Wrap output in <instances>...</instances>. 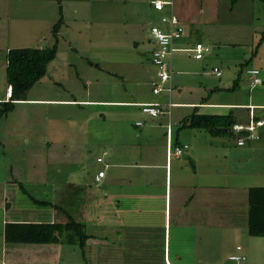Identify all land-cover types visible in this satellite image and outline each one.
I'll return each mask as SVG.
<instances>
[{
  "label": "crops",
  "instance_id": "obj_1",
  "mask_svg": "<svg viewBox=\"0 0 264 264\" xmlns=\"http://www.w3.org/2000/svg\"><path fill=\"white\" fill-rule=\"evenodd\" d=\"M143 1H128L136 9L134 13L138 22L146 19V16L140 12L139 5L147 2L148 7L152 8L149 0ZM166 1H170V4L166 6L169 7L168 14H166L168 16H162L161 18L174 16L183 26L184 35L181 40L174 43V46L181 51L174 52L165 64L169 72V79L163 85L161 92L158 94L153 93V87L158 80L156 76L157 68L151 60L154 44L151 37L149 39L141 37L139 41L136 39L137 42H134L132 50L129 51V55L123 61V65H126V70L130 76H127L126 73L123 74V71L107 70V64L101 61L103 60L101 57L112 54L108 51L97 50L93 52L92 59L89 58V55H91L89 54L88 62H82L87 83L92 78L95 80L93 82L95 86L102 85L104 82H109L108 78H110L121 79L120 82L124 87H131H126L127 91L124 90L122 98L109 99L99 90L100 95L96 94L95 90L93 94L88 91L87 85H85L83 91L85 94L81 98L75 96L71 89L63 88V91H68L66 98L49 96L28 98L25 96L26 101L16 103V105H25V102H28L32 105L45 104L48 106L94 108L97 109L96 112H89L86 115L82 111V116L87 121L96 116L105 131L110 128L108 125H112L116 119H128L131 116V120H134V118L135 120L133 123L134 129L119 124L112 125L117 126V128L111 127V129H115L123 138L117 140L113 137L109 142L106 138L102 139L99 149L100 154L96 158V162L101 165L97 169L95 168L96 171L93 175L89 172L82 176L71 174L60 185L56 183L57 180L54 176L45 175L30 179L29 183L34 184L35 193L44 197L29 194L27 189L22 186L21 181L4 182L7 184L5 186L6 192L1 196V200L3 204L2 211L6 216L2 219L0 234L2 238L0 240V264H235L230 262L228 257L235 252L237 246L241 247L238 254L245 257V260L239 264H264V257L258 255L260 250L264 254V238L248 235V238L242 241L244 242L243 247L242 242H239L241 241L240 237H243L240 235L239 223L235 225L231 221L225 222L222 216L215 217V200H220V197L214 196V182L207 177L203 178V174L209 172L198 168L196 166L197 159L192 156V143L188 141V138L195 134H189L187 137L184 130L189 128L179 129L182 121L194 112L199 115H227L232 113L236 120L234 125L241 124L244 126L252 120L255 125L254 135H259V139L254 141L256 144L263 138L264 124L257 126L256 123H264V42L258 45L264 32V17L256 18V20H259V24H254L253 18L254 3L260 0H238L233 5H230L232 0H229V4H225V0ZM67 3L68 5L69 3H77L73 5L74 8L72 9L75 10L73 12L75 16L72 17L75 21L78 20L76 18L79 7L84 9L91 4L88 0H21V4H18L17 7L25 6L26 8H35V10L38 7L46 10L43 11V15L52 20L59 18L56 24H62L65 28H69L68 18L70 17L67 14L70 11ZM94 3L100 5L96 1ZM260 3L264 7V3L261 1ZM221 8L226 10L227 16L225 19L220 17ZM215 9L216 14H212ZM234 13L236 15L230 18V15ZM30 16L32 15L23 13L21 17L28 18ZM213 21L221 23L223 27L225 26L228 29L232 23L236 25L233 26L235 28L241 24V27L245 29L243 31H246V29L252 30L254 40L250 37L249 42L251 44L248 45L243 38L239 40L234 37L224 44L213 40L208 41L210 43L207 44L196 41L195 38L198 39V37L203 36V30L206 28L205 26H208L206 23ZM96 23L99 24L100 20H95ZM201 23L204 25L198 29ZM99 30L100 25L97 31ZM58 31L56 32L57 40ZM239 31L241 30H233L232 35L239 34ZM132 36L140 37L141 35L133 32ZM57 40L53 37V28L48 30L44 42L50 41L51 45L49 47H52L55 44L58 45ZM195 43L205 44L210 49V52L201 60H195L190 52L185 51ZM249 45L251 46L250 51L246 47ZM256 47L257 49L253 55ZM38 49L42 48L39 47ZM68 49L74 50L71 47ZM175 53L187 54L177 58L175 62ZM246 54L249 55V58L244 61ZM76 55L79 60H82L80 55L77 53ZM121 56L115 55L113 60L118 61ZM58 57L59 49H57L54 60ZM249 59L247 66L243 68L242 72H239L242 62L246 64L245 62ZM54 60L48 64L46 75L38 83L46 81L47 77L51 81L52 77L49 76V69L55 63ZM94 60L99 61L96 64V69L99 70L96 76L89 70V68H92ZM193 60L200 61L197 64L198 66L192 64L191 61ZM228 60H232L235 65L234 68L227 66L233 70V74L229 73V76L226 77L225 84L227 86L224 84L218 86L210 78L215 75L212 72L213 68H218V66L214 65L211 70H206L207 64ZM6 66L5 61V70ZM72 66L73 64L67 58L61 60L60 64L54 65L56 69L55 78L58 77V80H60L61 76H65L66 72L63 71H66L67 67L72 68ZM247 69L259 71L258 77L261 80V86L254 89L250 88L251 78L246 73ZM216 77H221V74ZM236 79H238L237 88L229 91ZM54 80L52 79L51 82L54 83ZM56 82L64 85L60 81ZM4 84H6L5 95L0 97V101H7L10 96V87L6 82V76ZM165 85L168 87L167 89H165ZM260 89L261 91L254 96L246 94L247 91L250 93V91ZM219 91H223V94L232 93L233 99L234 95L239 92L237 94L239 97H235L236 101L234 102L231 99L222 100L220 98L217 100L215 95ZM183 92L185 93L182 95ZM243 92H245V96L242 95ZM200 93H202V96ZM145 103H158L163 109L167 108L165 111H168L169 114L165 113L151 117L142 112L140 105ZM113 108L123 110L121 112L115 110L110 121L105 110H98ZM220 110H223V112L219 113ZM4 118L6 119V117ZM245 119H248L247 122ZM164 125L166 126L164 132H158V129ZM168 126L171 129L170 133L175 146H187L181 156L186 150L190 149L191 151L184 157L174 156L177 159L176 166L181 168L180 172L182 173L175 182H173L171 159L167 158L166 153L163 159L162 152L163 141L165 151L168 141L172 142L170 135L167 134L165 137ZM133 130L138 132L133 133ZM112 132L110 130V133ZM124 135L132 136V138L124 137ZM45 141L47 145L45 148L37 146L40 151L50 152L51 156L47 159L48 167L46 168L52 172L61 164L55 154L52 156L53 150L57 147L62 148L65 153L63 155L64 160L68 162L71 158L68 145H73V142L71 144H66L65 141L58 143L59 140L48 138H45ZM114 141L121 146L124 145V150L116 153L117 149L113 147ZM98 143L93 142L92 145L96 147ZM255 143L253 144L254 153L257 155L260 152L264 153V145L258 148ZM25 144H30V138L26 140ZM137 146L140 150L137 154H133L137 151ZM98 158L101 159L100 162L97 161ZM101 171L104 172V176L96 179L97 173ZM12 182L17 183L18 190H15V187L13 189L12 185H8ZM20 186L28 194L30 203L26 205L19 202L18 194L19 190H22ZM12 189L15 192L11 191ZM226 189L228 192L227 200L234 204L233 199L230 198V188L226 187ZM248 189H242V192L245 194L246 190L247 194ZM8 193L11 194L8 195ZM21 193L23 192L21 191ZM29 196L39 202H46L47 205L45 207L35 205ZM55 196L56 198L60 196L56 202L54 201ZM69 207L70 211H68ZM78 213L80 215H76ZM75 216H78V218ZM71 217H74L85 226L83 235L86 240L83 249L79 247L78 243L34 245L7 244L4 241V227L7 223L66 224ZM215 224H219L224 229L225 234L222 238L215 239ZM223 251L226 252L225 255L221 253ZM218 255L220 256L218 257ZM251 257H253L252 260H250Z\"/></svg>",
  "mask_w": 264,
  "mask_h": 264
},
{
  "label": "rangeland",
  "instance_id": "obj_2",
  "mask_svg": "<svg viewBox=\"0 0 264 264\" xmlns=\"http://www.w3.org/2000/svg\"><path fill=\"white\" fill-rule=\"evenodd\" d=\"M95 1L96 3H100V5L95 4ZM128 1L129 0H88V2H90L91 4L87 5L84 9L82 7H79L76 18L78 20L76 21L72 18L73 16H75L73 14L75 10L72 9L74 8L73 5L77 3H69V5L67 3L68 10L70 11V13L67 14L68 17H70L68 18L69 28H65L62 24L57 27L59 31L58 40L57 37L56 40L58 42L57 49H59V57L54 60L55 63H53V65H51L49 69V76L52 77L53 80L55 79V82L52 83V79L51 81H49V78L47 77L46 81L33 85V87L26 92L25 96L28 98L46 96L54 98H66L68 91H63V88H65L71 89L72 93H74L75 96L81 98L82 95L85 94L83 92L84 86L87 85L88 91H91L93 94L95 90L96 94L98 93V95H100L99 91H101L102 94H104L105 97H109V99L122 98L124 95V90L127 91L126 87H131H124L120 82L121 79L117 80L108 78L109 82H104L102 83V85L98 84L95 86L93 84L95 80L91 78L90 82L87 83V77H84L82 62H88L89 54H91L89 55V58L92 59L93 52H96L97 50H102L103 52L108 51V53L112 54L107 55V57H101V59H103L101 61L106 62L107 64V70L115 69L114 71H123V74L126 73L127 76H130V74L126 70V65H123L124 59H126L127 55H129V51L132 50L134 42H137V40L139 41L141 37L143 39L150 38V29L152 26H163L161 17L168 16L166 14H168L167 10L169 9V7H165V10L161 13H157L153 11L151 7H148L149 5H147V2L145 4L139 5V9H141L140 12L146 16V19H144V21L142 22H138V20L136 19L137 16L134 13V10L136 9L133 8V6L128 3ZM229 3V0H225V4ZM18 4H21V0H0V97H3L5 95L6 89V84H4L6 75V70L4 69L6 61V50L37 47L45 49L51 48L49 47V45H51V42H44V39L47 36L48 30L54 28L55 24L59 20V18L52 20L46 15H43V11L46 10H42L38 7L36 8V10L35 8H26L25 6L17 7ZM254 4V24H259L260 22H258L259 20H256V18L264 17V7L260 3V1H255ZM230 5L233 4L230 3ZM221 9L222 12L220 14V17L225 19L227 16L226 10L224 8ZM235 12L237 13V11ZM23 13H28L32 16L28 18L21 17ZM236 13L230 15V18L235 16ZM212 14H216V9L215 11L213 10ZM95 20H100V23L95 24ZM206 24L208 26H205L206 28L203 30V36L198 37V39L195 38L196 41H202L203 43L207 44L210 43L208 41L213 40L219 41L221 42V44H224L227 43L229 39H232V37H234L239 40L243 38L246 41L245 43H247V45L251 44L249 42V39L250 37L253 38L254 34L252 30L250 31L249 29L243 31L245 29L241 27V24L237 25V27L235 28L233 26L236 25L232 23L229 25V29L225 26L223 27L221 23H217L214 21L208 22ZM99 25L100 30L97 31ZM203 25L204 24L201 23L198 26V29H200ZM234 28L236 30H241L239 31L240 33L232 35L233 30H235ZM133 32L137 33L138 35L140 34L141 36L133 37ZM69 43L70 45H68ZM69 47L73 48L74 50L68 49ZM246 47L249 51L251 50L250 45ZM104 48L105 50H103ZM60 49L62 50L61 53ZM76 53L82 57V60L78 59ZM185 54L187 53H175V62L177 58H180ZM115 55L122 56L118 61H114L113 59ZM109 57L112 58V60H110ZM65 58L70 60L73 66L72 68L67 67V70L63 71L66 72L65 76L63 77L60 75L61 78L60 80H58V77L55 78L56 69L54 68V65H56L57 63L60 64L61 60H65ZM248 58L249 55L246 54L244 61ZM168 61L169 58L166 59L165 63H167ZM191 62L192 64L198 66L197 64L200 61L193 60ZM97 63H99V61L94 60L92 68H89V70L92 71L95 76L99 73V70L96 69ZM214 65H217L220 69L221 77L212 75V77L210 78L218 86H223V84L227 86V84H225L226 77L229 76V73L233 74V70L227 66H235L233 64V61L228 60L222 62L220 61L217 63L212 62V64L208 63L206 70H211ZM86 66L88 65L86 64ZM118 68L120 69L118 70ZM59 71L61 72L62 69ZM139 74H141V72H139ZM56 81H60L64 85H60ZM125 84L127 85V83ZM259 91H261V89L250 91V93H248L247 91L246 94L254 96L256 93H259ZM184 93L185 92H183L182 95ZM238 93L234 95L233 99L232 93L223 94V91H219L218 94L215 95V99H231L232 102H234L236 101L235 97H239L237 95ZM200 94L202 96V93ZM177 95L179 96L178 93ZM197 95L200 96L199 94ZM242 95L245 96V92H243ZM242 95L240 96L242 97ZM25 103V105H15L14 109L7 115L6 119L2 118L0 120V234L2 231V219L6 216L2 211L3 204L1 200V196L6 192L5 186L7 184L4 182L16 180L21 181V183L23 184L22 186L27 189L29 194L35 195L37 197H44L43 195L35 193L36 191L34 190V184L29 183L30 179L43 177L45 175H48L49 177L54 176L57 180L56 183L60 185L65 180V178L71 174L75 176H82L86 175V173L89 172L91 175H93L96 169L101 165L96 162V158L100 154L99 149L102 139L106 138L109 142L113 137H115V139L117 140L123 138L115 129H111V127L117 128V126L112 125L119 124L126 126L127 128L134 129L133 123L135 118L134 120H131L132 117L130 116V114H128L130 116L128 119H116V121H114L112 125H108L110 126V128L105 125V127L108 128V130L105 131L103 125L97 120L95 114H93V116L95 117H92L93 119H90L89 121L85 120L86 118L84 119L82 116L83 112H85V114L87 115L89 112H96L95 110L97 109H87L84 107L78 108L61 105L48 106L45 104L32 105V103ZM98 110H105L108 114L107 118L110 121V118H112V116L114 115L113 113L115 110H117L116 112H121L123 109L113 108L110 109L111 111L108 109ZM222 112L223 110L219 111V113ZM133 117H135V115H133ZM247 120L245 119L246 122ZM165 125L159 128L158 132H164L166 127ZM109 129L114 133H110ZM184 131L187 137L189 136V134L195 135H192L188 138V141L192 143V152L190 151V149H188L181 157H184L186 154H189V152H191L192 156L197 159L196 166L202 171L205 170V172H209L204 173L203 178L207 177L214 182V196L220 197V200H215V217L222 216L225 222L231 221V223L233 222L235 223V225L239 223V229H241L240 235L243 236L240 237L241 241L239 242H242L243 240H245V238H248V198L246 190L248 188L264 187V153L260 152L259 155H257L253 151V145H246L247 141H257L259 139V135H254L253 131L248 132L249 135L248 137H245L246 140L244 141V144L242 145V147H238V139L243 137L239 136V132H237V134L233 136V139L224 140V138L212 137L205 130L187 129ZM135 132L138 131L135 130L133 133ZM124 137L132 138V136L126 135H124ZM28 138H30V144L26 145L25 142ZM45 138L59 140L58 143L65 141L66 144H71V142H73V145H68L71 155V158L68 160V162L64 160L65 157L63 155H65V153L62 148L57 147L53 150L52 156L55 154L61 164L58 165V167L55 168V170L52 172H50L46 168L48 167L47 159H49V156H51L50 152L46 150L40 151L38 147L40 146L42 148H45L47 146ZM37 142L39 143L35 144ZM93 142L96 144L98 142L99 143L95 147L92 145ZM256 145L258 146V148L259 146L264 145V135L263 138H261V141ZM32 146H36L37 148H33ZM123 146L124 145L121 146L114 141L113 147L114 149H117L115 151L116 153H120L121 151H123ZM139 150L140 148L137 146V151H135V153L133 152V154H137ZM162 152L163 159L165 158V153L169 154L168 158L171 159L173 169V182H175L177 181V178L182 175V173L180 172L181 168L176 166L177 159L174 157L179 156L175 154V147L173 144L170 146L169 150L166 149L165 151L164 141ZM261 153L262 155L260 156ZM102 157L104 158V156ZM8 185H12L11 187L13 189L16 188L15 190L19 189L16 182H12ZM226 187L230 188V198L233 199L234 204L231 203V201L227 200L228 192ZM245 188L246 190L244 194L242 192V189ZM13 189L11 191H13ZM15 190L13 192H15ZM75 193L72 194L74 195ZM10 194L11 193H8V195ZM18 195L20 203H23L24 205L30 203L27 194L24 195L19 190ZM59 197L56 198L55 196L54 201L56 202ZM68 211H70V207L68 208ZM76 215H80V213ZM75 217L78 218V216ZM216 222L219 223L218 220H216ZM224 232L225 231L222 226H220L219 224H215V239H218V237L222 238V236L225 234ZM1 239L2 238L0 235V240ZM243 244L244 242H242L241 245L243 246ZM236 248L235 252L233 253L235 255H237L238 252ZM221 253L225 255L226 252L223 251ZM220 255H218V257ZM258 255H262L261 257H264V254L261 252V250ZM252 258L253 257H251L250 260H252Z\"/></svg>",
  "mask_w": 264,
  "mask_h": 264
},
{
  "label": "trees",
  "instance_id": "obj_3",
  "mask_svg": "<svg viewBox=\"0 0 264 264\" xmlns=\"http://www.w3.org/2000/svg\"><path fill=\"white\" fill-rule=\"evenodd\" d=\"M238 0H232L235 4ZM264 3V0H260ZM53 28V37L56 40L57 27ZM152 41V40H151ZM264 42V32L259 41ZM258 47V46H257ZM257 47L253 51V55ZM57 52L56 44L49 49L38 48H16L9 49L6 54V82L10 87V96L7 101H0V120L7 117L14 109L16 103L24 102L26 92L38 83L47 73L48 64L55 59ZM250 59L240 66V71L247 66ZM166 86V85H165ZM238 86V79L233 83L229 91L235 90ZM261 86V83L254 89ZM168 87L166 86L165 89ZM166 91V90H165ZM232 113L227 115H199L196 112L185 118L179 129L205 130L214 138L233 139L234 132L231 130L235 124ZM170 127L168 126L169 130ZM178 129V130H179ZM171 132V129H170ZM247 131L239 132V136H247ZM167 133H165V137ZM172 139V135H170ZM174 147V140L171 142ZM255 142L247 141L253 145ZM182 146V145H180ZM177 146L176 147H180ZM21 191L27 194L26 190L20 186ZM28 195V194H27ZM30 197V196H29ZM31 198V197H30ZM248 211H247V231L251 237L264 238V187H254L248 189ZM35 205L45 207L46 202H39L31 198ZM84 224L78 222L74 217L70 218L66 224H36V223H7L4 227V241L7 244H76L83 249L85 244ZM245 260V257H244ZM235 263V262H234Z\"/></svg>",
  "mask_w": 264,
  "mask_h": 264
},
{
  "label": "built area",
  "instance_id": "obj_4",
  "mask_svg": "<svg viewBox=\"0 0 264 264\" xmlns=\"http://www.w3.org/2000/svg\"><path fill=\"white\" fill-rule=\"evenodd\" d=\"M149 4L152 6L153 10L161 12L164 10L166 6L170 4V1L166 0H149ZM161 22L163 23L162 27H151L150 29V37L154 44V48L151 52V60L152 64L157 68V83L153 87V93L158 94L163 89V85L167 82L169 79V72L166 69L165 61L167 58H170L171 55H173L174 52L181 51L180 49H177L174 46V43L181 40L184 35V28L183 26L176 20L174 16L171 17H163L161 18ZM187 52H190L195 60H201L203 59L209 52L210 49L203 45L202 43H195L192 47L185 50ZM216 76H220L221 72L217 67L213 68L212 71ZM246 73L251 78L250 86L253 88L261 83L260 78L258 77V70L255 69H247ZM142 112L151 116L155 117L162 114H168V111L166 109H163L160 104L158 103H145L141 104ZM170 106V105H168ZM167 106V107H168ZM140 124V123H137ZM264 124L263 122L256 123L257 126H261ZM234 133L240 132V131H247L251 132L255 130V125L253 124L252 120L246 125L236 124L233 125L231 129ZM168 136L170 135V129L167 130ZM249 135V134H248ZM248 135L246 137H248ZM245 137H241L238 139V145L242 146L245 141ZM171 144L168 141L167 144V150H169ZM187 148V146L183 147H176L175 146V154L177 156H180L183 151ZM169 154L167 153V157ZM98 162L101 161L100 158L97 159ZM104 176V172H98L96 179H100ZM237 251H240V247L236 248ZM237 252V255L233 254L228 257L229 261L235 262V264H239L240 262L244 261V257L239 255Z\"/></svg>",
  "mask_w": 264,
  "mask_h": 264
},
{
  "label": "clouds",
  "instance_id": "obj_5",
  "mask_svg": "<svg viewBox=\"0 0 264 264\" xmlns=\"http://www.w3.org/2000/svg\"><path fill=\"white\" fill-rule=\"evenodd\" d=\"M241 132V131H240ZM235 134H237V133H235ZM170 135H171V133H170ZM246 137V136H245ZM170 139V138H169ZM169 142H170V140H169ZM171 145H172V143H170ZM167 154V153H166ZM181 156V155H180ZM168 158V157H167Z\"/></svg>",
  "mask_w": 264,
  "mask_h": 264
}]
</instances>
